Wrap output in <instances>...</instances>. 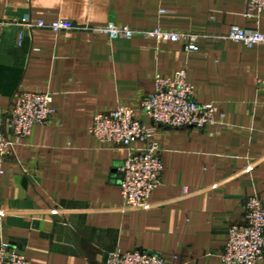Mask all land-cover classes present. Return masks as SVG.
<instances>
[{
	"label": "crops",
	"instance_id": "crops-1",
	"mask_svg": "<svg viewBox=\"0 0 264 264\" xmlns=\"http://www.w3.org/2000/svg\"><path fill=\"white\" fill-rule=\"evenodd\" d=\"M245 12L246 0H0V108L20 90L50 93L54 108L5 162L0 242L32 264H106L116 249L157 254L165 264H222L245 198L264 195V46L227 39L234 26L264 33V11ZM25 16L199 39L188 52L183 40L11 24ZM182 69L196 102L215 105L216 122L156 127L161 184L144 209L123 208L118 168L127 151L94 138L93 118L126 105L150 125L139 106L154 92L155 75Z\"/></svg>",
	"mask_w": 264,
	"mask_h": 264
},
{
	"label": "built area",
	"instance_id": "built-area-1",
	"mask_svg": "<svg viewBox=\"0 0 264 264\" xmlns=\"http://www.w3.org/2000/svg\"><path fill=\"white\" fill-rule=\"evenodd\" d=\"M264 11V0H246L245 17L255 18ZM11 24L26 30L49 29L53 32L82 30L104 34L110 40L131 39L134 35L152 38L158 42L187 43L188 52L196 51L199 36L191 33H173L152 28L135 30L127 25H75L69 20L46 22L42 18L25 16ZM23 39L19 35V44ZM227 39L245 47L264 46V33L251 28L231 27ZM186 70H177L172 76L156 74L154 92L140 102L139 109L150 120L146 125L130 106L118 105L108 112L95 114L90 134L103 144L127 151L118 168V184L123 208L142 210L153 191L161 184L164 166L159 148L153 141L158 126L179 129L184 126L202 128L214 124L216 107L213 103L199 104L194 88L187 81ZM52 95L47 92L16 91L8 109L0 108V180L5 162L13 155L15 145L28 136L36 125L46 123L54 113ZM134 144H139L134 148ZM244 220L228 228L227 240L220 252L222 264H257L264 258V195H250L244 200ZM0 264H32L9 242H0ZM106 264H165L157 254L133 249L111 250Z\"/></svg>",
	"mask_w": 264,
	"mask_h": 264
}]
</instances>
